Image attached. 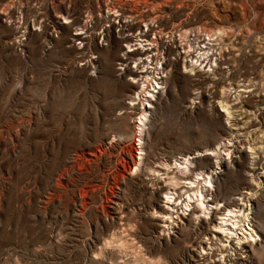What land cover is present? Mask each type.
<instances>
[{
    "label": "rangeland",
    "instance_id": "374dc122",
    "mask_svg": "<svg viewBox=\"0 0 264 264\" xmlns=\"http://www.w3.org/2000/svg\"><path fill=\"white\" fill-rule=\"evenodd\" d=\"M137 37L154 46L124 55ZM200 53L212 71L185 60ZM135 63L147 86L162 76L152 109ZM215 161L207 186L195 173ZM166 190L171 222L153 216ZM198 192L220 204L215 216L249 213L260 236L249 258L242 221L212 236L179 213ZM214 262L264 264V0H0V264Z\"/></svg>",
    "mask_w": 264,
    "mask_h": 264
},
{
    "label": "bare ground",
    "instance_id": "6f19581e",
    "mask_svg": "<svg viewBox=\"0 0 264 264\" xmlns=\"http://www.w3.org/2000/svg\"><path fill=\"white\" fill-rule=\"evenodd\" d=\"M119 17V16H118ZM131 21V20H130ZM132 22H133V20H132ZM132 22H130V23H132ZM135 22V21H134ZM77 35V34H76ZM142 37V36H141ZM136 39H139V38H136ZM136 42L137 41H135V43H133V44H130V45H128L127 46V44H126V46L128 47L127 49H126V52L124 53V55L127 53V52H130L131 50L133 51L134 50V48H131V46H133V45H136ZM154 42V41H153ZM155 43V42H154ZM146 44L148 45L145 49L146 50H148V51H150L151 50V45H153V44H151V42L149 41V40H146ZM154 46V45H153ZM157 46V45H156ZM153 50V49H152ZM155 50V49H154ZM131 51V52H132ZM147 51V52H148ZM189 53V52H188ZM133 54V53H132ZM150 54V53H149ZM185 55H187V54H185ZM136 56V55H135ZM156 56V55H155ZM124 58H125V56H123ZM127 57V56H126ZM153 57V56H152ZM141 61V60H140ZM144 61V60H143ZM142 62V61H141ZM159 62V61H158ZM214 62V61H213ZM118 64H120V68H123V65H125L124 63H118ZM139 64V63H138ZM157 65V64H156ZM190 67H193L194 68V65L192 64V63H190V65H189ZM125 67V66H124ZM127 67V66H126ZM215 67V66H214ZM218 67V66H217ZM129 69V68H128ZM127 70V69H126ZM132 71H133V69H131ZM144 70H141V72H143ZM147 71V70H146ZM146 71H145V73H146ZM195 71V70H194ZM125 72V71H124ZM130 72V71H129ZM138 74L139 75V77H140V80H141V85H142V87H141V85L139 86V88L141 87V89L139 90V92H138V94L136 95V96H139V94H141L142 95V99H143V101H144V103H142L143 104V107H146V108H151L153 105H152V103L151 102H153L152 100L154 99V87H161V84L163 85V80L161 79L162 78V76L161 75H159V79H161V84H159V82H158V80H157V78H152V83H150V86H151V89L150 88H148L147 89V87H149V86H147V84H149L148 83V76L149 75H147V74ZM148 73V72H147ZM123 74V73H122ZM165 74V73H164ZM121 75V74H120ZM122 76V75H121ZM167 77V76H166ZM150 79V78H149ZM134 84V83H133ZM155 85H157V86H155ZM164 86V85H163ZM138 87V86H137ZM241 87V86H240ZM247 87V86H246ZM246 87H243V88H240V90H239V92H247L248 93V91H249V89H246ZM164 88V87H163ZM161 89V88H160ZM163 92H164V90H163ZM159 93H160V91H159ZM165 94V93H164ZM244 94V93H243ZM153 97V98H152ZM136 99V98H135ZM141 99V98H140ZM133 100V99H132ZM155 101H156V99H155ZM192 101V100H191ZM224 101V100H223ZM222 101V106H221V110L219 109V111H220V114H222V116H224L225 117V120L226 121H229V119H230V117H231V111L229 110V108H228V106H227V103H225V102H223ZM133 102V101H132ZM141 102V101H140ZM191 105V104H190ZM192 106V105H191ZM154 107V106H153ZM189 108H191L190 106H189ZM152 109V108H151ZM148 110V109H147ZM247 112V111H246ZM248 112H249V110H248ZM147 111L145 112H143V117H141V119H139L138 120V132H139V137H140V139L138 140V146H139V149H140V151H139V153H138V155H139V157H138V160H139V162H142V160H143V155H144V148H143V145H142V139L141 138H143V137H141V135H142V132H143V128H144V126H145V119L147 120ZM224 113V114H223ZM246 114V113H245ZM248 114V113H247ZM244 115V114H243ZM232 118V117H231ZM231 120V119H230ZM229 122H227L226 124H227V126H229V124H228ZM147 128V127H146ZM143 136V135H142ZM230 142V141H229ZM226 145V144H225ZM224 145V146H225ZM145 147V146H144ZM219 148V146L217 145L215 148H213V149H207V150H204V151H196L194 154V157L193 156H191V154L190 155H185V156H181L180 157V159H177V160H175V163H178L179 165H181V166H183L184 165V167L185 168H187L189 165L188 164H190L191 162V160H189V158H192L193 160H194V158L196 157V156H208L209 158H213V155H214V151L216 150V149H218ZM251 149L252 148H250V151L249 152H251ZM225 151V150H224ZM251 154H253V152H251ZM188 156H190V157H188ZM229 157V152H227L226 151V153L225 152H223V157H222V159L224 160V162L226 163V166L228 165L227 164V158ZM255 157V156H254ZM199 158V157H198ZM256 158V157H255ZM258 158V157H257ZM212 160V159H211ZM229 160V159H228ZM218 162H220V161H215V165H214V167L213 168H209L208 169V171L206 172V171H198L197 173H195V178L196 179H199V180H202L204 183H206L207 184V186H213L214 184L213 183H215L216 182V180H215V182H213V180H214V175H215V173H216V169L218 168ZM141 164V163H140ZM139 163H138V165H140ZM192 164V163H191ZM222 164V163H221ZM142 165V164H141ZM140 165V166H141ZM139 166V167H140ZM143 166V165H142ZM191 166V165H190ZM156 173V172H155ZM219 173V172H218ZM198 180V181H199ZM172 181V180H171ZM173 182V181H172ZM186 183H190V184H193V183H195L194 182V180L193 179H191V180H187V181H185ZM172 184H174V183H172ZM189 185V184H188ZM164 186H165V184L163 185V186H160L159 187V192L160 191H162V189H164ZM192 187H193V185H191ZM205 186V185H204ZM194 188V187H193ZM223 188V187H222ZM168 190V189H167ZM164 191V192H162L161 194L162 195H160V197H161V199H162V201H163V205H161V211L162 212H158V211H156V213H157V215H153L154 216V218L155 217H158L159 219H160V221H162V222H164V221H170L171 222V215H170V213H169V211L170 210H172V206H170L169 204H175V199L172 197L173 195H172V193L171 192H169V191ZM254 190V189H253ZM246 194H251V190L250 191H247L246 192ZM194 196H195V201H190V199H191V197H190V195H189V201L187 200V203H185L184 204V207L183 208H181V211L179 212V213H181V215L182 216H184L185 214H187V213H189V212H186L187 210H191L192 212L190 213V214H192V215H194V214H197V215H195L196 216V219L199 221V220H205L206 222H207V224L210 226V224L212 225V227H209L210 228V232H211V234H212V236H215L217 233L219 234H223L224 236H230V234L232 233V228L233 227H235V226H237V225H239V222L241 223V221L243 222V225H240V227H241V232L239 233V235H238V237H235V238H237L238 239V241H239V243H240V240H244L243 242L245 243V245H244V247H245V252H247L246 254H245V257H247V258H249V253L250 252H252L253 251V243L257 240V239H260V238H258V237H260V236H257L258 234L256 233V231H255V229L251 226V224L249 223V213H245V212H243V210L240 208V207H235V208H225L224 210H222L221 211V215L220 216H215V214L221 209V206H220V204L219 203H209L208 201H209V199H208V201L205 199V196L203 195V192H198V193H194L193 194ZM247 196V195H246ZM238 199V198H237ZM194 200V199H193ZM236 200V199H235ZM161 201V202H162ZM192 203H193V205H192ZM190 205H192V207H190ZM195 205V206H194ZM235 205V204H234ZM179 206V205H178ZM174 207H175V205H174ZM243 208H245V207H243ZM170 209V210H169ZM174 209V208H173ZM220 212V211H219ZM155 213V212H154ZM251 214V213H250ZM181 215H180V217H181ZM188 216V215H187ZM190 216V215H189ZM178 218V217H177ZM176 218V219H177ZM182 218V217H181ZM158 219V220H159ZM215 220H218V221H216L215 223H214V221ZM169 222V223H170ZM180 222H182V221H180ZM167 223V222H166ZM178 224V222H175V224ZM191 223V222H190ZM198 224H200V223H198ZM165 225H168V224H164V223H162V225L161 226H165ZM170 225H171V223H170ZM159 226V225H158ZM175 226H177V225H175ZM174 226V227H175ZM238 227V226H237ZM239 228V227H238ZM168 229V228H167ZM236 230V229H235ZM234 231V230H233ZM221 234V235H222ZM237 235V234H236ZM232 236V235H231ZM226 237V238H227ZM217 239V238H216ZM230 239V238H229ZM207 240V239H206ZM208 241H210V240H208ZM208 241H205V243H209ZM211 242V241H210ZM243 242H242V244H243ZM202 243H203V241H202ZM256 243V242H255ZM107 246V245H106ZM207 246H208V244H207ZM210 246V245H209ZM208 246V247H209ZM256 247V246H255ZM106 248V247H105ZM200 248H201V250L199 251V253L201 252V254H204V253H206L205 252V250H203V247L202 246H200ZM207 248V247H206ZM210 248V247H209ZM257 249V248H256ZM208 251V250H207ZM254 252V251H253ZM252 254V253H251ZM200 256V255H199ZM251 256V255H250ZM204 258V257H203ZM244 260H245V258H244ZM217 261H219V260H217ZM211 262V261H210ZM217 263V262H216ZM212 264V263H211ZM213 264H215V262L213 263ZM218 264V263H217ZM222 264V263H221Z\"/></svg>",
    "mask_w": 264,
    "mask_h": 264
},
{
    "label": "built area",
    "instance_id": "2783aa9c",
    "mask_svg": "<svg viewBox=\"0 0 264 264\" xmlns=\"http://www.w3.org/2000/svg\"><path fill=\"white\" fill-rule=\"evenodd\" d=\"M137 38H139V37H137ZM135 41H137L136 42V45L131 46V48L133 47L134 50L137 49V48H140V47H143L144 48V46H146V40H144L142 38L135 39L134 40V43H135ZM202 54L203 53H200L199 56H194V57H192L191 55H188V58L185 59V60L187 61V63L189 65H190V63H192L194 65V68H197L200 71H203L204 73H208V72H210V71L213 70V68L215 66V62L210 61L207 56L204 57V55H202ZM137 65H138V63H135L134 65H131V68L133 69V72L132 73L135 72L136 75L138 76V79L137 80H139L141 82L140 77H139L138 74H143L144 71L141 72V70H144L146 66H144L145 65L144 63L141 64L142 66H144L142 68L138 67ZM119 66H120V64L118 65L117 68L120 69V70H123L125 65H123V68H120ZM92 72H94V71H92ZM157 80H158L159 84H161V80L158 77H157ZM155 86H157V85H155ZM149 87L151 89V86H149ZM160 88L161 87H154V90H153L154 93H157L158 92V89H160ZM189 160H192V158H189Z\"/></svg>",
    "mask_w": 264,
    "mask_h": 264
}]
</instances>
